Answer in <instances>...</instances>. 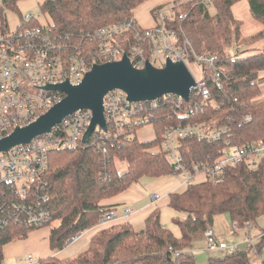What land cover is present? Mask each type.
Masks as SVG:
<instances>
[{"label":"trees","instance_id":"16d2710c","mask_svg":"<svg viewBox=\"0 0 264 264\" xmlns=\"http://www.w3.org/2000/svg\"><path fill=\"white\" fill-rule=\"evenodd\" d=\"M146 1L43 0L39 10L48 18L50 34L59 44L80 52L88 46L92 49L90 35L96 29L134 20V10ZM182 1L175 18L167 25L189 41L195 54L218 58L219 83L207 76L211 98L202 110L187 116L175 114L170 102L158 106L154 110L155 137L151 141L140 142L133 137L113 142L107 145V155L98 153L90 144L75 150L51 151L44 193H36L39 197L47 196L43 207L49 221L44 226L56 223L49 234L51 251H62L70 239L96 225L103 215L114 210V206L103 202L126 191L141 178L174 175V165L161 150L167 129L185 124H200L206 129L227 127L230 130L223 134V139L229 136L238 145L264 139V100H256L260 95L258 74L264 71V50L250 56H243L242 52L230 56L228 52L240 38V23L231 11L240 0H213L209 5L201 0ZM246 1L251 15L261 23V30L252 40H264V0ZM17 2L1 1L0 33H7L5 11L18 12ZM210 6L214 14H209ZM179 15L184 18L179 20ZM20 19L17 29L42 27L32 16L28 21L21 16ZM247 115L250 121L243 122ZM221 141L189 137L181 140L180 150L186 162L205 161L219 156ZM116 160L126 163L124 172L119 171ZM168 200L177 215L174 223L181 232L178 237L161 224L160 211L156 208L138 232L129 223L115 224L96 232L87 248L75 257L50 256L38 264H196L193 244L204 239L215 217L228 214L233 226L241 229L254 227L264 215V161L254 169L244 164L228 169L223 180L215 184L188 185L183 192L169 194ZM36 228L27 229L14 221L0 228V264H3V247ZM263 242L264 233L255 246L257 253ZM248 252L238 250L209 258L208 264H248Z\"/></svg>","mask_w":264,"mask_h":264},{"label":"built area","instance_id":"2783aa9c","mask_svg":"<svg viewBox=\"0 0 264 264\" xmlns=\"http://www.w3.org/2000/svg\"><path fill=\"white\" fill-rule=\"evenodd\" d=\"M181 1L153 11L156 23L150 28H142L135 20H129L96 29L90 35L92 49L88 46L80 52L59 44L50 34L48 26L0 33V140L16 129L32 124L62 101L65 95L47 90V86L64 82L78 85L94 65L120 61L123 55L128 57L135 69H143L146 63L162 68L167 60L182 62L196 83L188 102L178 97L163 96L153 102L130 103L123 91H111L104 96L102 104L106 130L95 127L85 142L83 137L90 126L92 114L89 110H79L53 126L49 133L28 144L0 152V228L12 221L27 229L32 226L38 228L49 221V214L43 207L47 196L39 197L36 193H44L51 151L75 150L90 144L98 153L107 155L108 144L132 139L136 131L146 125L153 127L154 110L158 106L163 107L164 103L170 102L175 114L187 116L202 110L207 104L211 98L207 76L214 83H219L221 78L218 58L195 54L189 41L168 27L167 23L175 18L176 8L183 3ZM201 1L209 5L213 0ZM183 18L184 15L178 16L179 20ZM30 19L31 16L24 17V21ZM249 121L250 116H245L243 122ZM229 130L227 127L206 129L200 124H185L165 131L161 150L174 165V175H180L185 186L200 182L215 184L223 180L228 169L241 164L254 169L264 161V139L238 145L229 136L223 139V134ZM189 137L207 142L223 139L219 156L186 162L180 142ZM149 199L155 203L160 197L154 194ZM122 213L126 219L133 214V210L124 208ZM114 220L116 215L110 212L103 215L98 224ZM204 239L210 252L231 254L240 250L239 245L227 246L224 241L218 240L211 228L205 232ZM245 245L251 249V240L246 239ZM22 264L38 262L26 256Z\"/></svg>","mask_w":264,"mask_h":264},{"label":"rangeland","instance_id":"374dc122","mask_svg":"<svg viewBox=\"0 0 264 264\" xmlns=\"http://www.w3.org/2000/svg\"><path fill=\"white\" fill-rule=\"evenodd\" d=\"M1 1L2 0H0V4ZM42 2L43 0H18V12L6 10L5 18L7 32H14L17 29L21 20L20 16L23 18L26 16H32L40 25L47 26L49 20L39 10V4ZM182 2L184 1H181V3ZM178 8L179 7L176 9ZM231 11L233 17L240 23V38L238 42L234 43L228 50L229 54L231 53L230 56L235 55L237 51L238 52L236 54L242 52L243 54H241L243 56H250L263 51L264 40H252V36L261 30V23L251 15L247 1H238L232 6ZM208 12L209 14H214V8L210 6L208 8ZM151 17L152 16H150L149 13L143 15L145 23L142 22V24L146 25V23H151L152 20L154 22L155 19H153V17L151 19ZM242 40L244 41L242 42ZM258 83L260 87V95L256 98V100H264V79H258ZM135 137L140 142L151 141L155 137L154 128L150 125H146L136 131ZM116 165L120 172H124L126 170L127 165L125 162L116 160ZM185 188L186 186L181 182L180 175L178 174L163 176L160 178L143 177L137 183L132 184L126 191L112 198L111 202L115 203L116 207L118 206L116 208L117 211H115L118 216L117 220L105 223L104 225H99L95 230H88L82 233L79 240L73 244L65 246L62 251H52V255H50L51 249L49 245L48 233H50V229L53 228L56 223L38 227L23 237L14 239L11 243L3 247V264H22L25 256L28 255L32 256L34 262H39L41 259H45L49 256L54 257V255L59 259H71L77 255V252L84 247L87 242H89L91 236L97 231L113 226V224L115 225L120 223V208L122 207H127L135 211L134 215L128 219V223L136 232L144 228V220L148 214L152 210L158 208L160 211L161 224L178 237L181 232L174 223V219L177 215H175V212L168 205V196L171 193L183 192ZM154 194L160 197V199L155 203L149 200V197ZM211 229L218 240L224 241L227 246L240 245V250H244V246L241 244L246 240V238L253 240L251 241L252 247L249 249L251 251H249L247 255L248 264H260L261 261H264V242L262 243L258 253L255 248V246L260 243L261 236L264 233V215L257 219L254 227L235 229L230 216L228 214H222L215 217ZM247 231H249V235ZM44 242L47 245L48 253L39 259L38 257H40V253L34 252V247L41 249ZM192 250L196 264H208L209 258L220 257L223 255L219 252L208 251L206 249L205 240L197 242L193 246Z\"/></svg>","mask_w":264,"mask_h":264},{"label":"water","instance_id":"95a60500","mask_svg":"<svg viewBox=\"0 0 264 264\" xmlns=\"http://www.w3.org/2000/svg\"><path fill=\"white\" fill-rule=\"evenodd\" d=\"M195 84L182 62L172 63L167 60L162 68L146 63L143 69H135L128 57L123 55L120 61L94 65L78 85L64 82L57 86H47V90L63 93L65 96L62 101L32 124L18 128L0 140V152L28 144L38 136L49 133L53 126L79 110H89L92 114L90 126L83 137L85 142L95 127L106 130L102 104L104 96L111 91H123L130 103L153 102L163 96L178 97L188 102Z\"/></svg>","mask_w":264,"mask_h":264},{"label":"crops","instance_id":"0c3cea01","mask_svg":"<svg viewBox=\"0 0 264 264\" xmlns=\"http://www.w3.org/2000/svg\"><path fill=\"white\" fill-rule=\"evenodd\" d=\"M176 1H181V0H148V1H146V2H144L143 4H141L140 6H138L135 10H134V12H133V18H134V20H135V22L140 26V27H142V28H144V27H146V28H150V27H152V26H154V24H155V20H154V22H153V20L151 21V23H146V25H143L142 24V22L143 23H145V20H144V18H143V15H145V14H150V16H152L153 17V19H154V16H153V11H154V9H156V8H159V7H165L166 5H169L170 3H172V2H176ZM152 17H151V19H152ZM233 51V50H232ZM231 54V53H230ZM260 76V77H259ZM258 79H264V71H262V72H259V74H258ZM263 93H264V88H263ZM150 200V199H149ZM112 201V199H110V200H107V201H104L103 202V205H106V206H114V210L112 211L115 215H116V220L118 219V216H117V213L115 212V211H117L116 210V208L118 207H116L115 205V203H113V202H111ZM151 201V200H150ZM124 208H127V207H122V208H120V212H121V219H120V223H118V224H122V223H128V219L132 216V215H134V213H135V211L133 210V209H131V210H133V214L132 215H130V216H128L126 219H124V217H123V213H122V210L124 209ZM99 222V221H98ZM100 224H96V225H94L93 227H91V228H89V229H87V230H85L84 232H86V231H90V230H95V229H97V226H99ZM114 225V224H113ZM235 228V227H234ZM236 229V228H235ZM235 229H234V231H235ZM83 232V233H84ZM96 232V231H95ZM94 232V233H95ZM98 232V231H97ZM248 232V235H249V231H247ZM48 234H50V233H48ZM81 235H82V233H80V234H78L77 236H75V237H73L72 239H70L69 240V242L66 244V246L67 245H69V244H73L74 242H76L77 240H79V238L81 237ZM94 235V234H93ZM92 235V236H93ZM91 236V237H92ZM247 239V238H246ZM48 240V239H47ZM90 240V239H89ZM203 240H205V239H203ZM251 241H253V240H251ZM197 242H199V241H197ZM197 242H195L194 244H193V246L197 243ZM11 243V242H10ZM88 243L89 242H87L86 244H85V246L84 247H82L78 252H77V254L79 253V252H82L83 250H85L86 248H87V246H88ZM241 245H243L244 246V250H247V251H251V250H249L247 247H246V245H245V241L241 244ZM239 247H240V245H239ZM192 249H193V247H192ZM48 249H47V245H46V243L44 242V245L42 246V248L41 249H38L37 247H34V252H39L40 253V257H38L39 259L40 258H42L44 255H46L47 253H48V251H47ZM253 251V250H252ZM50 253V252H49ZM52 251H51V254L50 255H52ZM76 255V254H75ZM28 256H30V255H28ZM26 257V256H25ZM32 257V256H31ZM50 257V256H49ZM54 257H55V255H54ZM44 259V258H43ZM42 260V259H41Z\"/></svg>","mask_w":264,"mask_h":264}]
</instances>
